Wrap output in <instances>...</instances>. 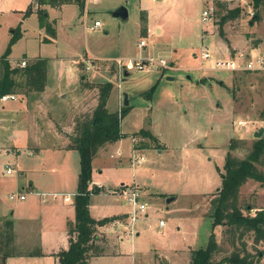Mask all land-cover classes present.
Listing matches in <instances>:
<instances>
[{
  "label": "rangeland",
  "instance_id": "rangeland-1",
  "mask_svg": "<svg viewBox=\"0 0 264 264\" xmlns=\"http://www.w3.org/2000/svg\"><path fill=\"white\" fill-rule=\"evenodd\" d=\"M212 1L214 0H182L176 8L169 5L155 8L158 2L152 0H100L94 5L93 13L87 17V29H84L81 23L69 24L66 19L62 25L64 29L67 24L70 27L65 29L67 32L59 30L54 41L43 40L45 34H51L39 24L36 14L27 15L25 19L23 17L24 20L21 18L22 14L0 16V22L4 25L8 23L14 26L20 25L23 30V35L21 34L22 36L11 46L10 54L16 56L15 58H20L22 55L30 58L40 53L58 54L64 58L75 56L82 59L77 64L69 63L71 70L66 71L75 74L73 80L77 77L81 82L76 89L60 90L67 92V94L63 92L64 96L47 93L44 90L43 92L32 90L29 93L31 96L15 92L19 100H26L27 109L32 112V116L27 117L26 112L18 113L16 110H14L17 112L16 115L9 113L10 109L7 105L12 104V101L0 103L6 108L0 109V148H2L0 215L14 220L16 231L24 234L37 225L36 218L39 217V211L34 205L36 201L33 202L32 196H27L28 191L23 188L28 183L27 179L31 177V173L36 175L37 181L42 184L47 178L50 180L52 177L51 184L47 186L52 188L57 186L61 190L58 191L61 195L62 192L71 194L76 190V175L80 169L78 151L69 149L67 152H58L46 148L34 153L36 147L33 146L57 144L64 139L69 142V136L75 133L76 120L92 112L99 96L98 88L90 86L91 88L84 93L83 101L86 102L80 111V105L76 106V104L82 99L77 97L75 101H68L70 93L77 94L78 88H83L86 83L95 85L109 80L113 87L107 107L119 112L120 107L129 106L128 111L120 119V127L127 132L136 131L129 135L134 147L150 149L144 150V160L135 167L131 164L118 170L107 167V174L111 178L120 175L116 178L118 181L114 183L120 185L121 182L125 184L136 182L132 185L141 188L142 200L148 204L144 212L137 213L132 229L134 230V226L137 228L139 223H144L146 236L142 241V249H151V252L143 258L136 255L134 263L190 264L192 248H205L210 234L214 233L220 247L214 254V259H220L233 250H241L242 243H245L246 248L254 255L253 258L257 259L258 263L264 264V238L254 243L252 231H246L240 236L239 231L233 235L225 232L223 226L217 227L215 231L212 229L213 218L210 214L215 206L216 194L210 201L212 205L210 214L204 212L209 194L211 192L214 194L213 191L218 185V165L222 166L224 163L227 150L224 140L229 137L235 138L237 135H247L248 142H241L232 150L235 156L242 157L249 151L252 140L255 139L251 130L257 127L256 131L258 127H264V119H262L264 70L216 68L206 70L203 69L206 58L201 56V52L209 50L213 58L216 56L215 48L221 59L228 55H239V52L246 58L252 55H264V10L260 8V18L252 23L250 19L254 20L255 9L251 6V0H232L230 2L232 6L228 4L230 8L243 5V10L237 17L227 19L223 25L224 34L220 35L217 23L219 16L225 10L219 9L215 2L212 5ZM147 3L153 4L155 22L163 23L162 15L167 17L165 13L169 11L161 35L156 34L155 31L145 35L140 31V10ZM120 5L128 9L126 18L112 15ZM212 6L210 17L202 21L203 9ZM94 19L100 20L103 24L99 28L90 27ZM7 29H0V52L8 45L10 33ZM140 39H144L146 45L139 46ZM222 39L227 43L226 48ZM256 40H259L257 44ZM254 47H257L255 54H251L250 50ZM108 54V58H102ZM160 55L167 60L168 67L135 68L127 70L128 76H126L124 70L118 66V57L134 62L139 57L159 59ZM199 66L202 69H198ZM167 76L172 78L167 79ZM153 84L155 86L151 91L152 95L147 96L146 91ZM117 92L118 101L114 102L113 97ZM125 93L128 99L126 105ZM217 103H221V108L216 107ZM211 117L213 119L210 120L212 122L209 121V125H213L215 120L220 122L223 119L222 129L210 131V135L204 139L203 129L206 120ZM241 117L255 120L252 126L250 125L249 133L244 131L243 126L237 124V118ZM10 118H16L14 125L10 122ZM29 118L30 121L26 120ZM150 120H152L150 127L166 145L160 144L158 139L151 140L139 132L141 128H148ZM133 137L136 140H133ZM206 139L219 145L214 150L218 156H213L211 151L208 152L201 147ZM115 149V147L102 146L98 151V153L102 152L99 158L110 159L111 153L116 157ZM127 160L132 162V156L130 155ZM97 161L96 158L94 162L96 165H98ZM7 163L14 168L27 170V175L7 174L5 172ZM53 168H56L54 174ZM93 171L99 174L97 168ZM55 174L63 179L59 181ZM100 181L103 183L105 180L100 179ZM124 186L110 190L121 192ZM106 190L108 191L109 188ZM18 191L25 192L26 199L9 197L11 193ZM170 193L176 195V198L168 202ZM238 194V206L243 208L242 211L245 213L248 212L245 208L247 203L255 207L249 210L250 214H255V210L260 207L264 208V190L246 188L245 185ZM119 196L125 199L123 193ZM121 205L123 204L118 203L117 208ZM126 207L130 214V205L127 204ZM159 219L164 221L161 226L158 224ZM128 236L126 241L130 249L131 235ZM136 251L140 249L137 248L134 252ZM132 254L134 255L129 252L120 262L132 264ZM42 256L50 259L43 260L40 264H54V254H42ZM20 261L15 264L36 262L30 260L32 263H26V259Z\"/></svg>",
  "mask_w": 264,
  "mask_h": 264
},
{
  "label": "crops",
  "instance_id": "crops-1",
  "mask_svg": "<svg viewBox=\"0 0 264 264\" xmlns=\"http://www.w3.org/2000/svg\"><path fill=\"white\" fill-rule=\"evenodd\" d=\"M152 1H157L158 4L157 6H155V8L157 7H161L163 6H170L172 8H176L179 6V4L181 3L182 0H152ZM215 1V0H214ZM214 1H212V5H214ZM226 1V3H228L230 5V7L232 6L230 3L232 0H223ZM32 0H0V16L1 15H5V16H11L12 14L15 16H19V14H22L21 18L25 19L24 16V12L27 9L26 7L29 5V3H31ZM100 2V0H88L86 5H83V9L80 10V8L77 6V4L73 3V2H65L64 4H61L59 6H51L49 4L47 5H41V7L46 8L47 10V19L48 21L51 22V25L54 26L55 28V35H48L45 34L43 36V40L46 39H50L52 41H54L57 38V33L60 30H63L64 32H67L65 29L70 27L67 24V27L65 26V29L62 25V23H64V21L66 19H68V23L69 24H74L77 23H81L83 24V28L87 29L88 27V23H87V17L89 16L90 13H93L94 11V5H97ZM36 7V5H35ZM141 7V6H140ZM154 8H153V4H149L147 3L144 7H141L140 10V15L143 14L146 17V28H143V23L141 22V19L139 21L140 23V31L142 34L148 35L149 33H152V31H155L156 34L161 35L162 31H163V27H164V23L165 20H167L168 18V13H165V15H167V17L163 16V23L161 22H155V15H154ZM31 14H36L38 17V14L36 11L31 12L29 15ZM114 17V16H113ZM23 19V20H24ZM96 20V19H94ZM93 20V21H94ZM103 23H101L102 25ZM100 25V26H101ZM93 25H91L90 27H92ZM14 27V25H11V23L5 24L0 22V29H7L9 31V37L8 40L10 38L11 35V28ZM94 28V27H92ZM96 28V27H95ZM99 28V27H98ZM22 31V35H23V30ZM21 35V36H22ZM47 36V37H46ZM223 40V39H222ZM224 41V40H223ZM225 43V48L227 47V43L224 41ZM118 46V44H117ZM157 50V48H155ZM159 50L162 51V49H160V47H158ZM257 47L255 48H251V54H255ZM3 51L0 52V54ZM108 52V51H106ZM105 52V53H106ZM210 52V51H209ZM216 56H214L213 58L211 57L210 59H205V66L203 67V69L206 70H212L215 68H212V64H213V60H216V58L221 59L218 50L215 48V52H214ZM151 56V55H150ZM237 56V55H236ZM236 56H225L223 58H231V57H236ZM253 56V55H252ZM16 56H12L11 54H9V61L11 62V65H17L16 62L19 59H26V60H31V58L34 57H45L47 58V72H46V84L44 86V91L47 93H58L61 96H64L65 94L63 92L65 91H60V90H66V88H74L76 89L81 80H79L77 77L75 78V80H73L72 78L75 77L72 72L68 73L66 70H69V63H74L77 64L79 62V60H82L80 57H75V56H65V58L62 55H58V54H49V55H45V54H36L35 56L32 57H27L26 55H22L20 56V58H15ZM95 57V56H93ZM109 54L102 58H108ZM160 57H162L160 55ZM126 59V58H125ZM19 66V65H18ZM198 69H202V67H198ZM71 70V69H70ZM66 71V72H65ZM78 75V74H77ZM170 77V76H167ZM168 79V78H167ZM91 87L89 86H83V88H78V92L77 94H72L70 93V98L68 101H73L74 99L81 98L82 100H79L76 104V106H79V110L82 109V106L84 105V103L86 102L85 100L83 101V99L85 98L84 93L90 89ZM80 90V91H79ZM43 92V91H42ZM67 94V92H65ZM17 95V94H16ZM111 95V94H110ZM118 97H119V93L117 92V94H115L114 98V102L118 101ZM110 98V96H109ZM108 98V101L110 100ZM16 101V102H15ZM75 101V100H74ZM10 102V101H9ZM12 104L7 105V107H9L10 110H8V112H12L16 115V113H20V112H26L25 115H27V117L32 116V112L27 109V102L25 99H21L19 100L14 99V101L11 102ZM106 103V105H107ZM4 104V103H3ZM0 105V109L4 110L5 105ZM116 104V103H115ZM117 107V105H116ZM216 107H220L221 108V103H217ZM108 108V107H107ZM109 109V108H108ZM14 110H16L17 112H15ZM110 110V109H109ZM82 111V110H80ZM114 111V110H113ZM13 114V115H14ZM34 115V114H33ZM14 117V116H13ZM213 119L208 118L206 120V126L203 129L204 132V139L207 138L210 135V131H219L222 128L223 124V119L220 122H217L219 120H215V122L213 123V125H209V121ZM28 121H30L29 119H26ZM16 118H10V122L12 123V125L15 124ZM151 121L148 123V128H145L147 130H149L153 136H155V139H158L160 144H165L163 141L160 140L159 135H157L153 130L151 126ZM238 121H245L244 125L241 124V126H243V128H245L244 131H246L247 133L248 130H250V127L252 126V123L255 122V120L253 119H244V118H237V122ZM212 122V121H210ZM209 125V126H208ZM251 125V126H250ZM68 127H70V125H68ZM142 127V126H141ZM140 127V128H141ZM139 128V129H140ZM257 128V127H256ZM255 128V129H256ZM122 129V128H121ZM255 129L253 128L251 130V134H254ZM67 131H69V129H65ZM138 130V129H137ZM123 132L126 133V136L119 138V140L114 141V142H109L106 144V146L109 147H115V151H116V157L114 154H110L111 158H99V156H102V152L97 153L96 156L92 159V163H93V169L97 168L99 174H96L93 169H92V174H91V182H90V186H97L99 188V190L97 192H94L90 195V201H89V211L90 214L93 215L96 219H101L104 218L105 216H112L113 220H110L106 223H104V225H100L96 227V230L94 231V238L92 240V248H90L89 250V255H88V259H87V264H122L120 262V260H122L123 257H126L127 254L130 253H134L133 256V263L135 264V257L136 255L140 258H143L145 256H147L150 252L151 249H142V241L143 238L146 236V231H145V226L144 223L141 222L139 223L138 227L136 228L134 226V230L135 232L130 233V231L128 230L129 227L126 226L128 220H129V216L131 215V212L129 214V210L127 209V204L130 205L129 203H127L125 201V199H122V197H120L119 195H122L121 192H118L116 190H110L111 188H116L118 186H122L125 185V182H121V184L119 185V183H114L117 182L118 180H116V178H118V176L115 177H110L107 170L111 168V169H120L123 167L128 166L129 164H131V166L135 167V165L132 164L131 161L127 160L128 157H130V155H132L133 153V144L130 141V137L129 135H131L133 132L136 131H124ZM202 134V133H201ZM239 135L235 136V138L238 139H243L244 141L248 142L247 139L248 136L247 135ZM129 138V140H128ZM232 137H229V139ZM229 139H225L224 144L228 149V144H229ZM68 140H63L60 141L59 143H53L50 145H35L33 147H36V150L33 151L34 153L39 152L40 150L43 149H52V150H56L58 152L61 151H65L67 152L69 149H75V148H71L67 145ZM205 143V144H204ZM223 144V145H224ZM166 145V144H165ZM164 145V146H165ZM219 145H216V143L210 141L209 139L204 140L203 144L201 145V147H203L206 151H211L213 156H218V154H215L214 150L218 148ZM32 147V146H31ZM200 147V146H199ZM136 148V147H134ZM139 150V153L142 154L144 156V150L142 148H139L137 146V148ZM150 150V149H146L145 151ZM32 151V150H31ZM227 151V150H226ZM226 154V153H225ZM202 156H199V158H201ZM225 157V155H224ZM98 159L97 164L96 165L95 159ZM145 158V157H144ZM208 158L210 159V157L208 156ZM225 162V159H224ZM95 165V166H94ZM224 163L222 164V166L218 167L220 168V170H222ZM134 169V168H132ZM56 168H53L52 173H55ZM107 170V171H106ZM21 175H27V170L25 169H21L19 170ZM79 172V171H78ZM78 172L76 175V181H77V176H78ZM123 172V171H122ZM122 174V173H121ZM219 174V172H217V175ZM31 177L29 176L27 179V184L25 186H23V188H25L28 191V195L27 196H32L33 202L34 200L36 201V203L34 204L36 206V208L38 209L37 211H39L38 214V219L36 221V224L34 226V228H30L29 231L27 233H20L18 232V230L16 231L15 229V222L14 220H12L13 222V235H14V241L12 242V244H10L8 246V248H12V252L13 255H10L6 258L5 264H15V263H20L21 259H26V263H32L30 260H36V262L34 264H40L43 260H47L50 259L49 257H44L42 256V254H54L53 257V263L56 264H60V262L58 261V257L55 255V253H57L59 250L61 249H66L69 245V233L67 232V224L68 222L71 220L73 221L75 216H74V193H68V192H62L63 195H61L58 191L60 188H58L57 186H54V188L52 187H48L47 184H51L52 181V177L50 178V180L47 178L46 182H44L43 180H41L42 182H44V184L40 183L37 181V177L34 176V174H30ZM98 175V176H97ZM56 179H58L59 181H61L63 178L59 177L58 174H55ZM218 185L215 188V190L213 192H216V190L220 187L221 185V177L218 175ZM67 178V177H65ZM42 179V178H40ZM100 179H104L105 181L102 183L100 181ZM78 182V181H77ZM46 183V184H45ZM130 183L132 184H136V182L131 181ZM246 185V188H251L252 189H256L258 191L260 190H264V186H261L259 184L258 181L249 178L247 179L244 183H242V185L240 186V190L239 192H241L242 187H244ZM77 186V183H76ZM109 190L107 191L106 189ZM76 189V187H75ZM141 189V188H140ZM42 193H45V195H42ZM51 193H56V197H52ZM173 194H168V198L173 197V199L176 198V195ZM214 194H209L208 198H207V202L205 204V214H210V212H208L211 203V199L212 196H214ZM63 197H68L69 199L65 200ZM167 198V199H168ZM26 199V198H25ZM168 201V200H167ZM173 201V200H171ZM169 202V201H168ZM118 203H122L123 205H121L120 208H117ZM251 206V207H249ZM131 207V211L133 209V207L130 205ZM248 208L253 209L255 208L251 203H248ZM211 216V215H210ZM212 218V216H211ZM5 219H10L7 217H4L2 215H0V229H2L1 227L3 224V221ZM161 226V225H160ZM217 227H220V225H216L214 227H212V229H214V231L217 229ZM144 232H143V231ZM34 232V233H32ZM128 235H131L130 237V241H131V247L130 249H128V243L126 241L127 237H129ZM137 248L140 249V251H136L134 252ZM195 249V248H192ZM191 249V250H192ZM40 251V254L35 253L37 251ZM35 253V254H34ZM52 259V258H51ZM168 261V260H167ZM170 264V263H169Z\"/></svg>",
  "mask_w": 264,
  "mask_h": 264
},
{
  "label": "trees",
  "instance_id": "trees-1",
  "mask_svg": "<svg viewBox=\"0 0 264 264\" xmlns=\"http://www.w3.org/2000/svg\"><path fill=\"white\" fill-rule=\"evenodd\" d=\"M65 2H73L83 9L84 0H32L26 7L24 16L36 11L38 14L39 24L46 28L52 36L55 35V28L47 19L46 8L41 5L59 6ZM219 9H224L225 12L219 16L218 33L224 34L223 25L229 18L237 17L243 10V5L230 8L228 3L223 0L214 1ZM251 6L255 9L252 23L260 18V8L264 10V0H251ZM36 5V7H35ZM143 28H146V17L140 15ZM21 26L16 25L11 29V35L8 40V45L0 54V92H16L28 96L34 90L35 92L43 91L46 84L47 58L34 57L28 63L26 60L25 66H18L20 59L16 62L17 65H11L9 54L13 42L18 39L21 34ZM47 40L46 38H44ZM228 41L227 38H225ZM259 40H256L257 44ZM86 86H94L98 88V101L91 113H86L82 118L75 122V133L69 136L68 146L75 148L79 153L80 169L77 176V186L74 193V220L67 224V232L69 233V245L66 249H61L55 255L58 257L60 264H87L89 249L92 248V240L94 231L97 226L113 220L111 216H105L101 219H96L89 211L90 195L97 192V186H90L91 174L93 169L92 159L98 151L109 142L119 140L126 136L120 127V119L122 115L128 111L129 106H122L118 111L109 110L107 108V100L110 96V91L113 84L109 80L101 81L97 84L86 83ZM153 84L147 91L146 95L151 96ZM264 119V114L262 115ZM140 133L155 139L153 134L144 128L139 130ZM245 143L242 138H230L228 149L225 154V162L223 169L218 168L219 176L221 177V185L216 190L215 206L210 214L213 218L212 227L216 225L223 226L225 232L235 234L240 232L243 235L246 231L253 232V242L258 243L264 238V208L256 209L255 214H250L248 203L245 208L248 211L245 213L243 208L238 206L239 190L242 183L247 179L252 178L264 186V132L252 140L249 151L242 157H237L232 153L240 143ZM251 207V206H249ZM0 229V264H5L6 258L13 255L12 248H8L14 241L13 222L11 219H5ZM241 250H233L220 259H214V254L219 250V244L216 241L214 233H211L205 248H195L191 253L190 264H260L254 255L246 248L245 243H242ZM40 254V251L37 252ZM34 253V254H35Z\"/></svg>",
  "mask_w": 264,
  "mask_h": 264
},
{
  "label": "built area",
  "instance_id": "built-area-1",
  "mask_svg": "<svg viewBox=\"0 0 264 264\" xmlns=\"http://www.w3.org/2000/svg\"><path fill=\"white\" fill-rule=\"evenodd\" d=\"M88 0H84V5H86ZM213 10V6L209 9H203L202 11V17L201 20H206L210 17V14ZM101 25L100 20H94L93 26L99 27ZM139 46L146 45V41L144 39H140L138 41ZM201 56L204 58H209L212 55H210L209 50H205L204 52H201ZM210 59V58H209ZM19 66H25L26 60L24 58L20 59ZM118 66L123 70H131V69H143L145 66H150L153 68L158 67H168L167 60L163 57L156 59L155 57H139L136 58L133 62L132 60L120 58L118 57ZM88 67V66H86ZM212 68L216 69H229V70H239V69H246V70H264V55L258 54L257 56H251L250 58H246L245 55L239 52V55L236 57L231 58H222V59H216L213 60ZM18 95L14 92H0V103H6L8 101H14V99H17ZM245 121H238L237 124L244 125ZM133 140H136L135 137H133ZM0 153H2V148H0ZM132 164L136 165L137 163H142L144 160V156L139 153V150L136 148H133L132 153ZM5 172L7 174H16L20 173L19 168H14L10 164H5ZM121 193H123V196L125 197V201L129 203L133 209L131 211V215L129 216V220L126 224L127 227H129L130 233H133L132 225L137 219V213L138 212H144L146 208L148 207V204L142 200L141 196V189L137 187L136 185L132 184H125L123 187ZM42 195H45V193H42ZM18 197L19 199H25L26 193L22 191H18L16 193H11L9 195L10 198L12 197ZM52 197H56V193H51ZM65 200L69 199L68 197H63ZM164 221L162 219H159L158 224L162 225Z\"/></svg>",
  "mask_w": 264,
  "mask_h": 264
},
{
  "label": "water",
  "instance_id": "water-1",
  "mask_svg": "<svg viewBox=\"0 0 264 264\" xmlns=\"http://www.w3.org/2000/svg\"><path fill=\"white\" fill-rule=\"evenodd\" d=\"M112 15L114 17L118 16L120 18H126L128 16V9L123 6V5H120L119 7H117ZM124 75L128 76V71L127 70H124ZM168 79L172 78V76L170 77H167ZM128 103V99H127V94L125 93V96H124V104L126 105ZM263 130H264V127L263 126H260L258 127V129L254 132L253 136L255 138H259V136H261V134L263 133ZM168 201H171L173 200V197H170L167 199ZM211 209H212V206H210L208 212H211Z\"/></svg>",
  "mask_w": 264,
  "mask_h": 264
}]
</instances>
